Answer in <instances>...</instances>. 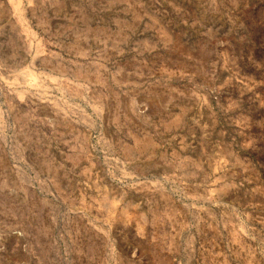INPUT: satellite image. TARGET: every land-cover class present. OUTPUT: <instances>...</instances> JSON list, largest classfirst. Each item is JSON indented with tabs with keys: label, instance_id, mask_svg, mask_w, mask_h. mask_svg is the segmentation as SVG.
<instances>
[{
	"label": "rangeland",
	"instance_id": "374dc122",
	"mask_svg": "<svg viewBox=\"0 0 264 264\" xmlns=\"http://www.w3.org/2000/svg\"><path fill=\"white\" fill-rule=\"evenodd\" d=\"M0 264H264V0H0Z\"/></svg>",
	"mask_w": 264,
	"mask_h": 264
},
{
	"label": "bare ground",
	"instance_id": "6f19581e",
	"mask_svg": "<svg viewBox=\"0 0 264 264\" xmlns=\"http://www.w3.org/2000/svg\"><path fill=\"white\" fill-rule=\"evenodd\" d=\"M30 74V73H29ZM31 80V79H30Z\"/></svg>",
	"mask_w": 264,
	"mask_h": 264
}]
</instances>
